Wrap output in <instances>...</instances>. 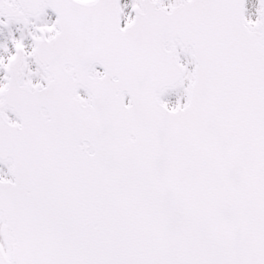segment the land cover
<instances>
[{"label": "snow or ice", "instance_id": "1", "mask_svg": "<svg viewBox=\"0 0 264 264\" xmlns=\"http://www.w3.org/2000/svg\"><path fill=\"white\" fill-rule=\"evenodd\" d=\"M0 264H264V0H0Z\"/></svg>", "mask_w": 264, "mask_h": 264}]
</instances>
